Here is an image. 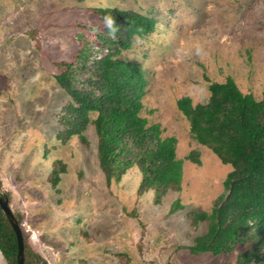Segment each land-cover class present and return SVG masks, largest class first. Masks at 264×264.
<instances>
[{"label": "rangeland", "instance_id": "1", "mask_svg": "<svg viewBox=\"0 0 264 264\" xmlns=\"http://www.w3.org/2000/svg\"><path fill=\"white\" fill-rule=\"evenodd\" d=\"M114 6L156 19L154 31L119 57L142 67V114L176 138L183 160L180 190L158 203L152 190L137 193L136 166L106 184L92 125L86 144L56 138L69 97L54 79V63L100 31L93 7ZM227 76L243 93H264V0H0V188L32 250L46 264H235L241 247L189 251L207 222L194 228L187 214L210 210L231 166L191 138L176 105L183 96L193 105L205 101L209 82ZM191 150L199 165L185 159ZM56 160L66 168L54 189ZM175 200L182 207L170 212ZM0 264H7L1 253Z\"/></svg>", "mask_w": 264, "mask_h": 264}, {"label": "trees", "instance_id": "2", "mask_svg": "<svg viewBox=\"0 0 264 264\" xmlns=\"http://www.w3.org/2000/svg\"><path fill=\"white\" fill-rule=\"evenodd\" d=\"M92 12L101 21L100 31L84 39L69 60L54 63V79L69 97L57 115L56 138L64 143L76 136L86 144L84 131L92 125L106 184L119 181L136 166L137 193L152 190L158 203L168 190H180L183 160L176 157V138L163 136L160 124L150 123L142 114V67L119 57L136 37L154 31L156 19L115 6L93 7ZM207 88L205 101L193 105L190 97L183 96L176 105L188 121L191 138L231 170L209 211L188 212L192 227L207 222L206 231L195 236L188 248L191 253L219 255L241 247L235 264H264V93L260 98L243 93L231 76L209 82ZM185 159L200 164L195 150ZM65 168L62 161H54L49 176L54 189ZM181 207L175 200L170 212ZM14 216L20 225L19 216ZM22 236L24 264H46L26 243L23 231ZM16 252L15 234L0 209V253L7 264H16Z\"/></svg>", "mask_w": 264, "mask_h": 264}, {"label": "water", "instance_id": "3", "mask_svg": "<svg viewBox=\"0 0 264 264\" xmlns=\"http://www.w3.org/2000/svg\"><path fill=\"white\" fill-rule=\"evenodd\" d=\"M0 209L8 220L16 239L17 252L16 264H24V243L20 225L18 224L13 212L8 203L7 194L0 188Z\"/></svg>", "mask_w": 264, "mask_h": 264}]
</instances>
